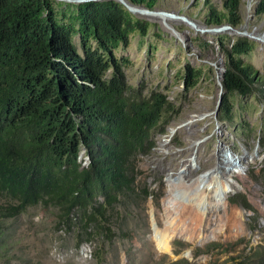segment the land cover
I'll use <instances>...</instances> for the list:
<instances>
[{
    "label": "trees",
    "instance_id": "obj_1",
    "mask_svg": "<svg viewBox=\"0 0 264 264\" xmlns=\"http://www.w3.org/2000/svg\"><path fill=\"white\" fill-rule=\"evenodd\" d=\"M127 1L152 10L158 0ZM237 3L209 8V25L236 23ZM255 12L264 14V0ZM148 25L115 0H0V250L5 223L39 207L54 214V230L76 249L89 246L96 264L105 263L124 225L119 208L135 191L133 167L153 147L152 133L169 111L160 93L132 95L114 55ZM253 47L244 38L225 47L227 95L249 92L246 81L256 72L241 57ZM201 77L187 67L183 83L193 89ZM230 113L223 101L218 118L228 122ZM239 205L249 209L245 199ZM4 257L0 264H9Z\"/></svg>",
    "mask_w": 264,
    "mask_h": 264
},
{
    "label": "rangeland",
    "instance_id": "obj_2",
    "mask_svg": "<svg viewBox=\"0 0 264 264\" xmlns=\"http://www.w3.org/2000/svg\"><path fill=\"white\" fill-rule=\"evenodd\" d=\"M224 1L158 0L149 10L122 0L130 12L171 13L195 25L175 21L170 26L157 17L131 13L149 23L145 35L134 34L114 53L132 95L147 98L160 93L169 111L166 123L152 133L153 147L133 167L135 191L130 205L119 208L118 219L124 225L116 231L104 264H264L259 262L264 255V179L260 177L264 165V38H260L264 37V14L255 12L257 0H238L236 23L223 19L219 26H210L209 8L225 11ZM238 38L253 44L252 52L241 59L256 73L246 81L248 93L229 96L222 85L228 63L225 47ZM74 43L82 54L78 37ZM187 67L202 73L193 89L183 83ZM223 101L231 108L228 122L218 118ZM222 152L229 162L240 161L241 166L224 175L230 185L224 199L211 196L209 202L199 204L192 196L194 183L216 170ZM79 160L86 165L84 151ZM186 167L191 173L184 176L179 171ZM169 198L171 203L166 201ZM242 199L249 209L239 205ZM184 206L201 214L197 224L179 216ZM228 213L238 216H224ZM54 222V214L39 207L7 221L2 263L96 264L91 248L76 249L69 237L54 230ZM155 228L174 233L169 252L156 249Z\"/></svg>",
    "mask_w": 264,
    "mask_h": 264
},
{
    "label": "bare ground",
    "instance_id": "obj_3",
    "mask_svg": "<svg viewBox=\"0 0 264 264\" xmlns=\"http://www.w3.org/2000/svg\"><path fill=\"white\" fill-rule=\"evenodd\" d=\"M131 13L137 14L138 16L139 15H142V16H146V17H149V16L150 17H157V18H159L161 20H165V23L167 25H170V22H175V21H178V22H181V23H185V24L189 25L190 27H193V24H194L192 21H189V20L186 21L185 19L183 20L181 17L180 18L179 17H176L177 15H174V14H171V13H165V14H163V13H155V14H152V13H147L145 11H142L140 9L139 10H136V11H133ZM196 27L197 26H195V28ZM211 33H215V31H211ZM260 38H264V37L261 36ZM219 158L220 159H218V164H217L216 170H213L212 172H209V173H206L205 175H203L202 178L200 179V183L198 181L194 183V186H195L196 189H195L194 192H192V196H193L194 200L197 203H199V204H201L203 202H209L210 199H212V197L215 198V199H218V200L224 199L225 196H226V194L228 193V188L230 187V185L227 182V180H224V178H223L224 175L228 176L227 174L235 173L236 172L235 170L237 168H240V166H241L240 165V161L236 162V160H233L235 162H233V163L229 162V159L227 158V156L223 152L220 153ZM226 165L227 166L230 165V167H229L228 170L225 171L224 170V166H226ZM179 172H180V174H183L185 176V175H189L191 173V169H189V168L182 169ZM172 179H173L172 181H174V182H177L179 180L178 177H173ZM184 179H185V177H184ZM187 180H189V179H187ZM185 187H187V186H185ZM179 188H180V186H179ZM181 188H183L182 185H181ZM182 190H185V189H182ZM166 201L168 203H171L170 202L171 201L170 198L167 199ZM190 207L191 206H189V207L186 206L185 208H180L181 209V212L179 211L180 214L179 213L178 214H179L180 217L181 216L182 217L183 216H187L189 218V220H190V223L189 224L195 225L199 221V216H201V214L198 213V212L195 213V211L193 212V210ZM170 211L172 212V210H170ZM168 216H169V213H168ZM224 216H238V215H234V214H231V213L229 214L228 213V214H226ZM187 217H184V218H187ZM173 222H174V220L172 222H169L168 223V228L169 227L172 228ZM223 226H224V224H223ZM190 229L191 228H188V231H190ZM183 231H187V229H185ZM194 231H195V229H194ZM173 236H174V233L172 231H169L168 229H166L165 231H159L157 228H155L154 229V241H155V247H156V249L159 252H169V248H170V245L169 244H170V240L172 239Z\"/></svg>",
    "mask_w": 264,
    "mask_h": 264
},
{
    "label": "water",
    "instance_id": "obj_4",
    "mask_svg": "<svg viewBox=\"0 0 264 264\" xmlns=\"http://www.w3.org/2000/svg\"><path fill=\"white\" fill-rule=\"evenodd\" d=\"M77 2H80V3H82V2H88V1H91V0H76ZM121 4H123L122 3V0H118ZM124 5V4H123ZM125 7V6H124ZM129 12H130V10L127 8V7H125ZM131 13V12H130ZM220 29H222V28H218V29H216V30H220ZM188 255V252H186L185 253V255L184 256H187Z\"/></svg>",
    "mask_w": 264,
    "mask_h": 264
}]
</instances>
